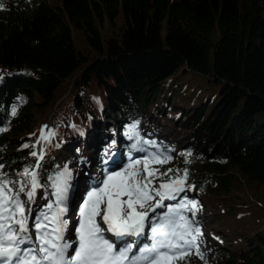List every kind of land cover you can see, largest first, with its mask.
I'll return each mask as SVG.
<instances>
[{
	"label": "trees",
	"instance_id": "16d2710c",
	"mask_svg": "<svg viewBox=\"0 0 264 264\" xmlns=\"http://www.w3.org/2000/svg\"><path fill=\"white\" fill-rule=\"evenodd\" d=\"M0 4V171L15 189L18 173L35 166L44 124L54 133L37 169L46 204L63 169L58 159L88 174L108 144L125 151L136 141L125 134L135 122L143 140L167 126L181 134L168 177L187 169L197 199L229 194L234 170L264 188V0ZM118 19L119 33L105 38L104 22ZM222 212L230 221L231 208ZM227 231L229 240L213 234L210 263L264 264L261 232Z\"/></svg>",
	"mask_w": 264,
	"mask_h": 264
},
{
	"label": "snow or ice",
	"instance_id": "6c2138e0",
	"mask_svg": "<svg viewBox=\"0 0 264 264\" xmlns=\"http://www.w3.org/2000/svg\"><path fill=\"white\" fill-rule=\"evenodd\" d=\"M3 4H0V8ZM12 116L17 114L14 105ZM46 127V126H45ZM0 127V131H6ZM129 139L136 138L130 145L131 150L145 153L143 158L131 159L118 171L107 172L90 191L79 208V226L75 228L76 246L69 255L68 250L73 243L64 239L67 221L63 220L67 212L68 179L71 173L65 170L55 178V205H48V212L38 217L34 223L35 240L30 234L29 214L21 193L33 201L37 188L41 187L38 172L43 150L33 151L31 156L37 157L35 168H24L18 173L23 177L15 189L16 181L5 178L0 171V264H177L190 256L191 250L199 251L198 239L203 235L196 225V214L199 205L196 200L181 199L174 206L165 205V200H176L185 192L188 171L182 177H168V172H160L152 168V164H165L172 157L160 151H149L154 142L139 138L138 122L129 126L125 133ZM54 135L50 130L45 135L41 129V139L47 140ZM40 141H37L39 143ZM25 148L30 147L25 144ZM182 155H185L182 153ZM187 155H191L188 153ZM3 165L0 164V170ZM167 178L164 182L153 185L157 179ZM30 187L26 191V186ZM191 188V185H188ZM166 208L162 214L157 209ZM190 212L191 217L184 215ZM54 227L49 230V225ZM149 229L147 239L150 244L133 251L136 240L117 248L116 244L106 239L104 233H111L118 239L124 237H141Z\"/></svg>",
	"mask_w": 264,
	"mask_h": 264
},
{
	"label": "rangeland",
	"instance_id": "374dc122",
	"mask_svg": "<svg viewBox=\"0 0 264 264\" xmlns=\"http://www.w3.org/2000/svg\"><path fill=\"white\" fill-rule=\"evenodd\" d=\"M48 1L52 5H60V0ZM120 26L121 24L119 19L114 24V26H110L107 22H104L102 26L103 36L106 38L117 35V33H119ZM72 34L76 49L86 52L87 46L84 37L76 31H73ZM88 54L91 55L90 53ZM190 79H192V77ZM103 123H105V121ZM159 134L160 135H158V137L153 139L155 146H151L152 149H154V151L164 152L166 155H170L173 158L177 153L178 145H181V134L172 132V126L165 127L162 131H160ZM45 135H47V132H45ZM112 148L113 146L109 147L107 154ZM134 151H129L130 157H132ZM39 152L40 147L38 148V153ZM57 163L62 164V168L66 166V164L62 162L61 159H58ZM167 163L161 165L160 168L157 166H154L153 168L159 169L160 172H168L169 168L166 165ZM65 168L68 170L67 166ZM65 168L63 169L65 170ZM233 173L235 178L232 181L229 194H224V192H221L217 197L214 195H205L201 196L200 199H197L198 197L196 195H192L193 192H190L185 185V192L181 193L176 200L164 201L165 205L174 206L181 199L187 197L188 200H196L199 205V210L197 211L195 221L196 225L201 228L203 233V235L198 239L199 251L202 253V258L197 255L195 249H192V254L186 257V259L183 261L184 264H213L210 263L212 260L211 250L213 245L216 244L213 234L217 232H222V234H224L225 240H229L231 238V234L227 231V229L237 227L245 230H251V233L261 232L264 236V188L256 183L248 181L235 170ZM166 179L167 178L165 177L154 180L153 185L158 186V183L164 182ZM54 193L55 192H53V194ZM55 200L56 197L54 195L49 202L50 204H52V201L54 202L52 204L54 210L56 208ZM37 202L38 195L34 197L33 201H30L26 204V209H31V213L29 214L30 218L36 214L41 216L46 212L45 209L36 206ZM219 202H221L220 205ZM228 208H231L233 211L230 221L222 212V209L226 210ZM166 210V208L157 209L155 214L149 213V216L151 217L153 215L162 214ZM183 214L191 217L190 212H184ZM240 215H242V218L236 219ZM146 229L148 228L146 227ZM146 240L148 239L146 238ZM150 243L151 242L148 241V244Z\"/></svg>",
	"mask_w": 264,
	"mask_h": 264
},
{
	"label": "bare ground",
	"instance_id": "6f19581e",
	"mask_svg": "<svg viewBox=\"0 0 264 264\" xmlns=\"http://www.w3.org/2000/svg\"><path fill=\"white\" fill-rule=\"evenodd\" d=\"M47 140H42L40 139V151L41 150H45L46 146L48 145V143L46 142ZM59 166H62V165H59Z\"/></svg>",
	"mask_w": 264,
	"mask_h": 264
}]
</instances>
